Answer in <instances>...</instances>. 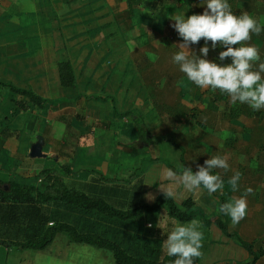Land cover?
<instances>
[{"label": "crops", "instance_id": "obj_1", "mask_svg": "<svg viewBox=\"0 0 264 264\" xmlns=\"http://www.w3.org/2000/svg\"><path fill=\"white\" fill-rule=\"evenodd\" d=\"M179 3L181 0H0V182L7 184L27 178L33 183L43 169L54 170L65 158L75 156L73 151L76 148L67 149L63 141L74 142L84 135L75 120L81 110L84 120L92 125V129L85 134L87 149L90 153L98 152L100 156L111 157L109 146L102 143L95 146L93 142L101 138L108 142L106 135L116 136L117 132L114 127H104L103 135H98L93 126L102 122L111 124L114 120L128 123V119H122L127 116L133 124L144 122L138 112L140 109H137L142 107L143 102L139 103L136 95L142 94L148 98V95L159 92L152 88L157 82L152 80L151 72L158 69L154 56L146 53L147 47H153L157 40L153 34L159 37V31L164 27L166 30L167 14L186 12ZM230 7L233 12L234 6ZM158 13L163 19L162 23L159 25L157 21L155 26H148L146 17L150 15L155 18ZM132 27L145 32L136 33L130 40L124 38ZM150 29L158 32L152 34ZM162 36L167 38V31ZM65 60L71 64L76 77V87L73 89L62 87L59 81L58 63ZM163 69L167 70L168 66L165 64ZM149 85L151 90H148ZM8 86L30 91L47 104L39 108L27 97L12 92ZM126 96L131 97L130 101H125ZM109 98L113 99L112 106L107 101ZM151 104L155 108L156 104ZM120 109L123 110L121 113L118 112ZM151 112H154L153 109ZM63 116L72 118L69 125L64 122ZM38 137L43 139L42 152L46 157L30 158V147ZM128 137H134L133 142H136L135 134H126L125 138ZM114 149L129 151L120 144ZM141 151L139 148L135 152L130 151V156L142 157ZM178 157L170 165L172 168L178 167ZM53 159L55 161L51 163ZM176 171L177 175L183 172ZM139 181L142 183L144 202L146 189H155L165 182L182 190L176 180L163 179L156 172L139 176L136 183ZM81 185L83 188L98 186L93 178L89 182L78 183V186ZM201 189L204 188L201 186ZM204 198L211 197L206 193L202 195L203 201ZM211 200L217 202L216 199ZM209 204L214 206L208 200ZM217 216L206 218H210V225L205 227L210 235L209 228L212 226L211 236L214 239L220 238V231L214 225ZM74 217L77 215L71 214L65 220L79 226L78 218L75 221ZM256 227H260V222ZM238 228L240 230L232 232L241 237L243 228L240 222ZM217 242V246L212 242L207 244L198 264H219L221 250L219 240ZM9 251L7 247L0 246V254L5 255L6 259ZM239 252L241 256L238 259L231 257L226 263L248 264L251 260L249 254L244 249ZM263 259L264 255L255 264H261Z\"/></svg>", "mask_w": 264, "mask_h": 264}, {"label": "rangeland", "instance_id": "obj_2", "mask_svg": "<svg viewBox=\"0 0 264 264\" xmlns=\"http://www.w3.org/2000/svg\"><path fill=\"white\" fill-rule=\"evenodd\" d=\"M179 4L186 12L167 14L164 24L167 28L165 30L164 27V30L159 31V37L153 34L158 31H151L150 29L153 36L157 38L154 44L156 47L154 45L153 47H147L146 53H151L156 61L158 70H154L151 74L152 80L157 83L153 84L152 88L155 91L159 90V92L148 95V98L142 94L136 95L139 98L137 101L139 103L143 102L142 107L137 109H140L138 112L143 116L144 122L140 121L137 124H133L127 116V118L124 117L122 119H128V123H120L118 120H114L113 122L109 121L111 124L102 122L94 125L93 129L98 135H103L104 127H114L117 132L116 136L106 135L108 142L103 141L104 138L93 142L95 146L101 143L109 146L111 157H107V155L103 157L98 155V152L90 153L86 147L88 142L85 134L92 129V125L84 120L85 117L81 114V110L80 115L75 120L77 121L78 129L84 135L79 136L74 142L63 141L66 143L67 149L76 148L73 151L75 156L65 158L61 165L59 164L54 170H51L54 173L56 171L58 176L63 178L65 182L73 184V186H78L80 182H89L93 178L94 180H99L97 182L99 187H118L126 190L141 175L146 176L147 173L150 175L156 172L160 177H163L162 173L165 169H172L174 172H177L176 170L182 171L184 168L181 166L180 156L184 157L186 167L194 168L196 171H198V165L204 166L205 160L213 156L226 157L229 164L227 171L223 169L212 170L214 174L219 173L224 182V187L215 193L218 194L219 192L226 203H228L233 199L244 196L247 188L253 189V192L246 197L247 212L245 218L240 221V226L243 228L241 239L253 244L255 251L260 247L264 250V108L256 110V113L250 115L248 114L249 112H243V109L244 106L249 109H252L251 107L239 102L231 103L227 94L223 99H220V94H216L218 95L216 96L217 100L213 102V98L209 94L205 95L209 88L201 89L197 87L187 79L185 74L179 71V66L173 63L172 57L178 51L182 38L171 27L174 21L169 18L172 15H184L187 19L193 14H203L206 7L203 0H181ZM231 6H234L233 14L239 16L247 12L262 27L259 35L252 34L251 40L246 42L248 45L255 46L260 50L261 60L253 65V70H258V64L264 62V0H233ZM190 10L194 12H190ZM160 16V13L156 14L155 18H151L148 15L145 23L148 26H155V22L159 21L158 24L160 25L163 20ZM148 19L152 20V22L148 21ZM165 31H167V38L162 36ZM144 32L141 28L132 27L125 33L124 38L127 37L130 40V38L135 37L136 33ZM175 42L177 45H175ZM204 46L205 42L202 39L198 44L191 45L190 51L199 56L200 48ZM207 46L210 49L206 57L207 60L218 63L221 66L231 63V58H226L224 61L218 59L219 53L225 51L226 48L217 45L215 49H212L211 41L208 42ZM239 46L241 45H237V47ZM128 49H134V47H129ZM165 64L168 66L167 70L163 69ZM261 75L264 77V73ZM148 90H151L150 85ZM81 96L82 98L86 97L85 95ZM130 99L131 97L126 96L125 101L128 102ZM112 100L111 98L107 100L111 104H109L110 106H112ZM151 103L156 104L155 108L152 107ZM152 109L153 113L151 112ZM231 109H234V112L238 113V115L232 117ZM122 111L120 109L118 112L121 113ZM71 119L70 116H63L64 122L68 125L71 123ZM111 131L113 132V129ZM128 133L135 134L138 140L135 139L136 142H133L134 137L132 139L129 137V139L125 138L126 134L129 135ZM145 133H147L146 136L144 135ZM95 137L97 138L98 136ZM118 144L124 149H129V151L115 150L114 148ZM138 148L142 150V157L130 156V151L135 152ZM177 155L180 163L178 162V167L173 166L174 169L170 165L177 161ZM54 161V159L51 160V163H54ZM63 164L74 169L72 174L74 173L75 177L72 174H65L66 172L62 167L66 166H62ZM106 171L108 172L107 174L104 173ZM237 171L241 173V179L238 190L234 191L228 181ZM16 181H19V179H16ZM19 182L28 184L32 183V180L24 178ZM81 186L82 188L84 187L83 185ZM181 186L182 190L171 183L165 182L158 185L155 189H146L144 191L145 203H152L155 196L163 193L162 189L166 190L171 187L174 192L173 199L180 204L183 200L190 197L194 201V209L196 210L200 226H209L210 218L208 220L206 218L214 215L219 216V204L211 200L215 199V197L209 194L211 198H204L203 201L202 195L208 193L207 191L201 188L188 191L182 184ZM149 195L153 198L149 199ZM208 200L211 203L213 202L214 206L208 205ZM158 217L160 237L165 241L176 223L165 212H160ZM255 221L257 223H254ZM259 222L260 227H256L259 226ZM142 224L141 230L155 229L150 227V223L146 220L142 221ZM211 227L209 228L210 235L208 228L201 232L205 237L204 242L206 245L212 242V245L217 246V241L219 240V250H221L219 252V264H227L226 262L231 257L238 259L241 256L239 251L243 248L237 244L235 245L231 239L226 240L227 237L225 238L220 232L219 237L221 239H214V236H211ZM240 229L238 224L233 225L229 217L228 230L232 232ZM127 232L131 233L134 231L128 229ZM138 235L150 237L143 231H139ZM68 242L65 234H58L52 244L41 252L13 248L10 249V255L7 259L5 255L2 256L0 254V264H114L109 252H103L84 244ZM160 249L163 255L167 254L164 243ZM99 251L103 252V254H100ZM261 264H264V261Z\"/></svg>", "mask_w": 264, "mask_h": 264}, {"label": "trees", "instance_id": "obj_3", "mask_svg": "<svg viewBox=\"0 0 264 264\" xmlns=\"http://www.w3.org/2000/svg\"><path fill=\"white\" fill-rule=\"evenodd\" d=\"M227 2L231 5L233 0ZM58 73L62 87H76V77L69 61L58 63ZM8 87L12 92L27 97L39 108L47 104L30 91ZM207 94L213 98V102L217 100L216 94L221 95L220 99L226 96V93L211 88ZM243 112L251 115L256 110L244 106ZM231 113L234 114L232 117L238 115L234 109H231ZM180 161L183 168H189L185 166L183 156H180ZM62 169L65 174H72L68 167ZM140 181L126 190L97 185L82 188L65 182L56 171L54 173L51 169H43L33 183L0 182V246L43 251L58 234H65L69 243L84 244L109 252L114 264H173L175 257L161 253L164 240L158 229V214L165 212L176 223L175 226L185 225L192 219H198L194 202L187 198L178 204L173 197L166 199L162 193L151 204H147L141 196ZM212 196L217 200L219 208L226 203L220 194L212 193ZM71 214L77 215L74 218L75 221L78 218L79 226L65 220ZM145 220L155 229L141 230L142 221ZM214 225L222 235L251 256L248 264H255L264 255L261 247L255 251L253 244L243 241L238 233L228 230L227 215L219 211ZM128 229L134 232H127ZM204 229L205 226L199 227L200 231ZM139 231L150 237L139 236ZM204 241L205 237L202 253L207 247ZM201 258H194V264H198Z\"/></svg>", "mask_w": 264, "mask_h": 264}, {"label": "clouds", "instance_id": "obj_4", "mask_svg": "<svg viewBox=\"0 0 264 264\" xmlns=\"http://www.w3.org/2000/svg\"><path fill=\"white\" fill-rule=\"evenodd\" d=\"M203 3L206 6L203 14H193L187 19L184 15H172L169 18L174 21L171 27L182 38L178 51L172 57L173 63L179 66V71L189 81L201 89L211 88L226 93L233 104H247L253 110L264 108V77L261 75L264 73V62L258 64V70H253L254 63L261 60L260 50L246 43L251 40L252 34L261 33V25L247 12L239 16L233 14L227 0H203ZM202 39L205 46L200 48L198 56L190 51V46L198 44ZM209 41L212 49L217 45L226 48L219 53V60L231 58L230 64L221 66L206 59L210 51L207 46ZM213 169L227 171V158L213 156L205 160L204 166L198 165L195 173L191 168H184L179 175L172 169H165L162 176L176 180L188 191L198 190L202 186L212 194L224 187L221 176L212 174ZM240 179L239 171L229 179L228 183L234 191L238 190ZM162 191L166 199L174 196L171 187ZM252 192V188H247L244 196L222 204L219 211L229 216L233 225L238 224L245 218L246 197ZM148 198L153 197L149 195ZM199 227V220L192 219L188 224L176 225L169 232L164 248L169 257H175L173 264H194V258L202 257L204 237Z\"/></svg>", "mask_w": 264, "mask_h": 264}, {"label": "water", "instance_id": "obj_5", "mask_svg": "<svg viewBox=\"0 0 264 264\" xmlns=\"http://www.w3.org/2000/svg\"><path fill=\"white\" fill-rule=\"evenodd\" d=\"M43 139L41 137L37 138L36 143L30 147L29 157L30 158H45L46 154L42 152Z\"/></svg>", "mask_w": 264, "mask_h": 264}]
</instances>
